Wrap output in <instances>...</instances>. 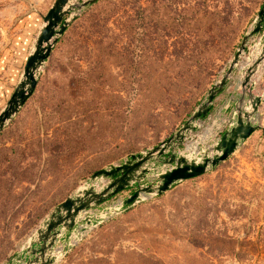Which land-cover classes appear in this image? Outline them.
I'll list each match as a JSON object with an SVG mask.
<instances>
[{"label":"rangeland","instance_id":"374dc122","mask_svg":"<svg viewBox=\"0 0 264 264\" xmlns=\"http://www.w3.org/2000/svg\"><path fill=\"white\" fill-rule=\"evenodd\" d=\"M55 1L0 0V112ZM88 1L69 0L65 36L40 69L19 120L2 131L0 259L25 241L32 221L38 226L93 173L173 135L225 75L264 5L139 0L137 23L133 4L115 0L118 7L106 21L90 24L82 23L92 10L83 6ZM259 39H248L224 90L180 153L189 155L184 149L192 145L200 158L234 125L237 108L248 111L250 98L264 96V61L244 85L246 70L261 54ZM251 121L256 131L229 159L161 198L108 215L82 237L79 232L58 264H264V101ZM12 147L18 159L9 154Z\"/></svg>","mask_w":264,"mask_h":264},{"label":"water","instance_id":"95a60500","mask_svg":"<svg viewBox=\"0 0 264 264\" xmlns=\"http://www.w3.org/2000/svg\"><path fill=\"white\" fill-rule=\"evenodd\" d=\"M68 2L69 0H56L44 17L43 27L34 41L32 52L26 59L22 75L0 112V134L34 93L40 69L49 58L58 38L69 26L72 19L68 16L71 9ZM94 2L96 0H90L83 6ZM255 35H260L261 54L246 70L244 85L248 84L259 64L264 61V5L257 14L251 30L242 38L225 75L209 89L204 101L188 120L159 145L143 153L130 155L121 164L109 165L93 173L86 185L77 188L72 196L56 206L41 222L27 240L24 249L12 256L10 264H56L70 251L79 232L84 233L88 228H97L108 215L122 214L144 199L160 196L177 184L204 175L209 169L213 170L229 159L238 146L256 131L257 127L251 120L264 101V96L250 98L248 111L237 108L234 113V125L222 134L215 146L200 153V158L182 154L180 151L189 133L195 129L196 122L208 115L214 99L224 90L228 76L245 51L248 39ZM159 169L162 171L157 174L155 182L145 185L146 179ZM133 188V193L119 206L106 208L99 215H87L121 192ZM59 244L61 249L56 253Z\"/></svg>","mask_w":264,"mask_h":264},{"label":"trees","instance_id":"16d2710c","mask_svg":"<svg viewBox=\"0 0 264 264\" xmlns=\"http://www.w3.org/2000/svg\"><path fill=\"white\" fill-rule=\"evenodd\" d=\"M155 2V1H154ZM117 3V1H115V0H104V1H96V2H94L93 4H91V5H89L91 8H92V10H90L89 12H86V13H84V15H83V20H82V23H86V22H89L90 24H93V23H95V24H97V22H101V21H106L109 17L108 16H110V14L118 7V4H116ZM133 4V9H135L136 10V13H135V18H134V20L135 21H137V23L138 22H140V20H141V18H140V14H141V12H142V5H141V3L139 2V0H131V2H127L126 0L125 1H120V5H124V4ZM66 31L67 30H65V32L63 33V37L65 36V34H66ZM61 36V37H62ZM62 37V38H63ZM59 42H61V40L59 39L57 42H56V44H60ZM32 97V96H31ZM30 97V98H31ZM30 98L26 101V103H25V105L27 104L28 105V103H29V100H30ZM24 105V106H25ZM21 113H22V111H20V113L18 114V116L13 120V122L10 124V127L12 128L14 125H15V122H17L18 120H19V117H20V115H21ZM5 134H4V132L0 135V138H2L3 136H4ZM14 147H12V148H10V150H9V154L11 155V156H16V159H18V156H19V151H17V150H14L13 149ZM33 159H34V157H32ZM16 159H12V160H8V159H5L4 161V163H6V164H8V165H11V164H13L14 162H16ZM27 166V165H26ZM33 166V165H32ZM32 169V168H31ZM33 169H34V167H33ZM26 171H28V166L26 167ZM1 176V175H0ZM201 176H203V175H201ZM201 176H198V177H195V178H199V177H201ZM195 178H191V179H188V180H185V181H183V182H187V181H190V180H193V179H195ZM27 182L29 183V181L27 180ZM31 183H33L34 184V181H33V178L31 179V181H30V184ZM11 194V193H10ZM164 194H162V195H160V196H157V198H161L162 196H163ZM67 197V196H66ZM66 197L61 201V202H63L65 199H66ZM61 202H59L58 204H60ZM57 204V205H58ZM10 210H8V212H9ZM130 210H128V211H126V212H124V213H127V212H129ZM8 212H6V213H8ZM32 226H34L35 227V224H34V221H32ZM7 254V253H6ZM6 254H4L2 257H1V259H3V257L4 256H6ZM0 259V260H1Z\"/></svg>","mask_w":264,"mask_h":264},{"label":"crops","instance_id":"0c3cea01","mask_svg":"<svg viewBox=\"0 0 264 264\" xmlns=\"http://www.w3.org/2000/svg\"><path fill=\"white\" fill-rule=\"evenodd\" d=\"M1 88V91H3V90H5V87H0ZM27 189H28V185H29V183L26 181V182H24V183H22ZM87 184V182H84L81 186H84V185H86ZM80 186V187H81ZM30 188L31 189H33L34 188V185H33V183H31L30 184ZM14 191H15V194H17V191H18V189L17 188H14ZM127 191V190H126ZM73 193L74 192H72L71 194H69L67 197H69V196H72L73 195ZM126 192L125 191H123V192H121L120 194H118V195H116L114 198H112L111 200H109V201H107L106 203H104L103 205H101L100 207H98V208H96L95 210H93V211H91V212H89V213H87V215H99V213L101 212V211H103L104 209H106V208H109V206L111 205V204H113V202L115 201V199H119L120 198V196L121 195H124ZM66 197V198H67ZM122 200H124L125 199V197H122L121 198ZM62 203V202H61ZM59 205V204H58ZM57 205V206H58ZM54 210V209H53ZM52 210V211H53ZM52 211L47 215V216H45L40 222H39V224H38V226L41 224V222L42 221H44L51 213H52ZM38 226H36V227H34V229L33 230H30V232H29V234L26 236V238H25V241L24 242H22V243H18L16 246V249H14L13 251H8L7 252V254H6V256H4L3 257V259H1L0 260V264H10L12 261V256L15 254V253H18V252H20V251H22L23 249H24V247L26 246V242H27V240L33 235V233H34V231L38 228ZM58 248L60 249L61 248V245L59 244L57 247H56V249L58 250ZM56 264H58V261H57V263Z\"/></svg>","mask_w":264,"mask_h":264},{"label":"built area","instance_id":"2783aa9c","mask_svg":"<svg viewBox=\"0 0 264 264\" xmlns=\"http://www.w3.org/2000/svg\"><path fill=\"white\" fill-rule=\"evenodd\" d=\"M206 118V117H205ZM204 118V119H205ZM204 119H202V120H204ZM184 152H188V154L189 155H194V153H195V149H194V147L192 146V145H190V146H185V149H184ZM123 200L121 199V198H119V199H115V201L113 202V204H111V206H110V208H114V207H116V206H119L120 204H121V202H122ZM88 230H91V228H88ZM87 230V231H88ZM86 231V232H87ZM85 233V232H84ZM80 236L79 237H82L83 236V233H81V234H79ZM78 239V235H77V237L73 240V245L76 243L75 241Z\"/></svg>","mask_w":264,"mask_h":264}]
</instances>
